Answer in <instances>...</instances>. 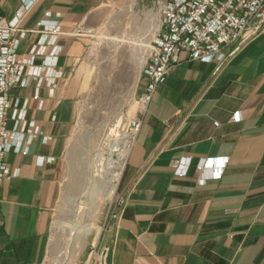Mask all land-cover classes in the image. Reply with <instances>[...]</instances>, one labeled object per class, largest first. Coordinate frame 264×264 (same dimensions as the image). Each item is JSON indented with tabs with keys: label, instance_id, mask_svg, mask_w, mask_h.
I'll return each mask as SVG.
<instances>
[{
	"label": "crops",
	"instance_id": "obj_1",
	"mask_svg": "<svg viewBox=\"0 0 264 264\" xmlns=\"http://www.w3.org/2000/svg\"><path fill=\"white\" fill-rule=\"evenodd\" d=\"M112 1L38 0L21 25L34 28L50 12L63 31L86 29ZM20 5L0 0V16ZM37 39L29 32L18 56ZM58 43L53 95L45 80L10 90L27 99V118L48 142L35 139L27 154L5 157L20 173L0 185V264H40L46 253L57 164L84 90L87 33L62 34ZM228 51L225 61L211 62L181 52L140 112L117 186L123 206L99 238L105 264H264V35ZM46 157L54 160L42 163ZM188 158L186 174L177 175L176 161ZM204 161L200 178L195 168Z\"/></svg>",
	"mask_w": 264,
	"mask_h": 264
},
{
	"label": "rangeland",
	"instance_id": "obj_2",
	"mask_svg": "<svg viewBox=\"0 0 264 264\" xmlns=\"http://www.w3.org/2000/svg\"><path fill=\"white\" fill-rule=\"evenodd\" d=\"M154 1L109 2L98 21L86 27L84 90L67 148L58 160V191L40 264H86L94 248L100 250L99 238L118 196L119 177L111 199L101 187L108 172L107 153L112 145H125L129 123L142 110L138 97L145 80H139L159 24ZM122 163L113 171L120 174Z\"/></svg>",
	"mask_w": 264,
	"mask_h": 264
},
{
	"label": "built area",
	"instance_id": "obj_3",
	"mask_svg": "<svg viewBox=\"0 0 264 264\" xmlns=\"http://www.w3.org/2000/svg\"><path fill=\"white\" fill-rule=\"evenodd\" d=\"M20 1L21 5L12 17L0 16V185L20 173L19 169L8 165L7 153L27 154L31 143L38 138L42 143L48 142V136L36 121L27 118V99L11 98L10 90L17 86L25 87L32 81L39 86L45 80L50 95H53L55 80L61 75L54 70L62 49L58 38L62 34L84 35L88 32L83 26L63 31L57 20L59 14L52 19L50 12H45L34 28H25L21 25L22 19L38 0ZM154 3L158 9L159 24L139 80L145 78L138 97L143 106L140 112L147 107L156 87L164 81L181 52H185L190 59L203 62L225 61L231 54L229 47L264 35V0H155ZM29 32L37 33L38 39L27 55L21 58L17 49ZM39 56L42 60L40 64H35ZM34 97L37 98V93ZM238 118V113L231 116L232 120ZM141 122L140 115L130 121L128 148ZM214 124L217 125V122ZM53 160V157H46L42 163ZM207 165L206 161L198 163L195 174L201 178ZM188 167L189 158L176 161L175 173L185 175ZM122 206L123 200L117 196L112 216H116ZM102 254L105 260L106 248L99 251L94 248L88 264H101Z\"/></svg>",
	"mask_w": 264,
	"mask_h": 264
},
{
	"label": "bare ground",
	"instance_id": "obj_4",
	"mask_svg": "<svg viewBox=\"0 0 264 264\" xmlns=\"http://www.w3.org/2000/svg\"><path fill=\"white\" fill-rule=\"evenodd\" d=\"M158 28V24L155 28V31ZM141 108H143V106H141ZM126 141V140H125ZM128 146H129V140L127 139V141L125 142V145L121 146V147H114L113 145L110 147V149L108 150L107 153V161H106V166H107V174L105 176V180L103 182V185L101 186L103 190H105L108 193V198H112L115 190H116V183L115 180L120 176L123 170V165L125 162V158L128 152ZM124 153H126V155L124 156ZM104 157V155H101L100 158L102 159ZM116 157V159H115ZM123 159V163H122V169L119 173L114 172L113 170L121 164V161ZM118 178V179H119ZM101 228L98 230V232H100Z\"/></svg>",
	"mask_w": 264,
	"mask_h": 264
},
{
	"label": "water",
	"instance_id": "obj_5",
	"mask_svg": "<svg viewBox=\"0 0 264 264\" xmlns=\"http://www.w3.org/2000/svg\"><path fill=\"white\" fill-rule=\"evenodd\" d=\"M101 264H105L104 263V254H102V256H101Z\"/></svg>",
	"mask_w": 264,
	"mask_h": 264
}]
</instances>
